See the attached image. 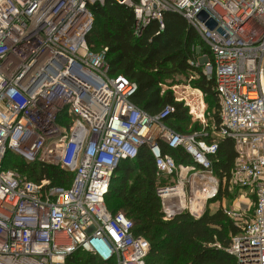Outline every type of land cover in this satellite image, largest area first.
<instances>
[{
	"label": "built area",
	"instance_id": "1",
	"mask_svg": "<svg viewBox=\"0 0 264 264\" xmlns=\"http://www.w3.org/2000/svg\"><path fill=\"white\" fill-rule=\"evenodd\" d=\"M104 1L0 0V264H66L78 250L101 263L145 264L148 241L105 204L118 164L142 146L165 181L156 189L164 221L201 217L222 186L212 165L218 141L170 128L169 106L156 115L136 107V84L109 75L106 49L90 51L89 6ZM114 1L132 9L136 32L152 21L163 29V13L179 14L208 50L189 63L207 77L214 71L216 136L236 152L233 205L222 209L241 232L226 252L236 264H264V0ZM201 12L214 30L198 20ZM161 144L181 149L191 163H176ZM7 153L71 173L70 186L4 169Z\"/></svg>",
	"mask_w": 264,
	"mask_h": 264
},
{
	"label": "trees",
	"instance_id": "2",
	"mask_svg": "<svg viewBox=\"0 0 264 264\" xmlns=\"http://www.w3.org/2000/svg\"><path fill=\"white\" fill-rule=\"evenodd\" d=\"M89 9L94 21L86 43L93 53L106 49L104 58L110 76L122 75L136 84L137 89L131 99L136 107L149 115L158 114L166 106L171 107L173 111L166 118V124L184 134L182 126L189 119L187 109L175 100L170 90L164 89L167 80L184 78L204 95L210 111H214L215 129L214 135L208 133L206 139L218 141L212 165L222 185L201 217L195 219L182 213L164 221L156 189L165 181L156 177L153 154L147 146H142L135 159L122 160L113 172L105 197L107 209L112 213L124 212L134 223L133 234L148 241L150 249L145 264H236L226 249L231 238L240 234L241 229L236 221L226 216L220 205L223 197H229L231 201L234 197L229 192L228 180L236 152L230 139L216 136L220 118L214 71L207 77L202 66L189 63L195 64L201 55H208V50L179 14L163 13V29L158 22L152 21L136 32L133 11L125 5L105 0L103 5L93 4ZM197 46L200 54L193 50ZM160 150L172 156L176 163H191L190 157L181 149H169L161 144ZM3 168L16 170L33 182L48 181L51 186L64 188L71 184V173L37 162L27 164L10 153L4 158ZM210 204L217 207L212 210ZM66 264L114 262L101 263L78 250Z\"/></svg>",
	"mask_w": 264,
	"mask_h": 264
},
{
	"label": "rangeland",
	"instance_id": "3",
	"mask_svg": "<svg viewBox=\"0 0 264 264\" xmlns=\"http://www.w3.org/2000/svg\"><path fill=\"white\" fill-rule=\"evenodd\" d=\"M205 72L208 74L207 71ZM210 76L211 74L209 77ZM164 89L170 90L173 93L175 100L177 102H181L183 107L187 109V115L189 116V119L182 126L184 134L209 133V135H214V111H210L209 105L207 104L203 94L198 89H195L189 81H186L181 77L168 79ZM229 199V197H223L220 203L221 208H223V206L226 209L231 208L233 205V200L231 201ZM241 204H249V201L245 200ZM209 207L211 209L213 208L212 210H214L217 205L210 204Z\"/></svg>",
	"mask_w": 264,
	"mask_h": 264
},
{
	"label": "water",
	"instance_id": "4",
	"mask_svg": "<svg viewBox=\"0 0 264 264\" xmlns=\"http://www.w3.org/2000/svg\"><path fill=\"white\" fill-rule=\"evenodd\" d=\"M198 20L200 22H203L205 23L206 27L209 29V30H214L216 28V23L214 20L210 19L208 17V15L204 12H201L198 16H197ZM218 32L221 33L220 30H218Z\"/></svg>",
	"mask_w": 264,
	"mask_h": 264
},
{
	"label": "crops",
	"instance_id": "5",
	"mask_svg": "<svg viewBox=\"0 0 264 264\" xmlns=\"http://www.w3.org/2000/svg\"><path fill=\"white\" fill-rule=\"evenodd\" d=\"M204 96V95H203Z\"/></svg>",
	"mask_w": 264,
	"mask_h": 264
}]
</instances>
